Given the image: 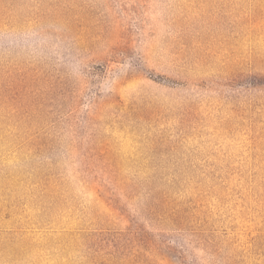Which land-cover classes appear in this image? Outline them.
I'll use <instances>...</instances> for the list:
<instances>
[{"label": "rangeland", "instance_id": "obj_1", "mask_svg": "<svg viewBox=\"0 0 264 264\" xmlns=\"http://www.w3.org/2000/svg\"><path fill=\"white\" fill-rule=\"evenodd\" d=\"M0 264H264V0H0Z\"/></svg>", "mask_w": 264, "mask_h": 264}, {"label": "clouds", "instance_id": "obj_2", "mask_svg": "<svg viewBox=\"0 0 264 264\" xmlns=\"http://www.w3.org/2000/svg\"><path fill=\"white\" fill-rule=\"evenodd\" d=\"M9 44H15L18 43L19 39H26V34L22 37H18L16 35H10L8 37H4Z\"/></svg>", "mask_w": 264, "mask_h": 264}]
</instances>
